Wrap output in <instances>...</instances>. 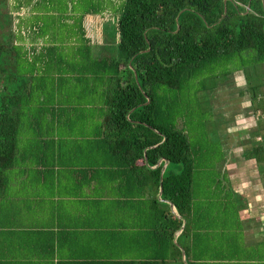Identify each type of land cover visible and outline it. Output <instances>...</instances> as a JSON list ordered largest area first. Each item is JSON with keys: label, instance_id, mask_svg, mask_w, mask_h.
<instances>
[{"label": "trees", "instance_id": "trees-1", "mask_svg": "<svg viewBox=\"0 0 264 264\" xmlns=\"http://www.w3.org/2000/svg\"><path fill=\"white\" fill-rule=\"evenodd\" d=\"M45 1L0 0V184L6 169L34 159L22 158L21 135L75 134L78 126V133H89L96 142V161L87 165L113 170L117 196L130 205L134 220L115 230L117 243L131 250L83 262L185 264L183 250L187 264H264V239L244 241L238 215L246 205L219 176L197 202L198 177L211 178L205 170L222 164L224 155L216 141L189 139V111L181 95L191 79L246 50L264 64V0H124L114 59L92 56L84 20L101 13L99 0H68L70 10L51 29L45 27L49 16L59 11ZM260 88L253 86L248 94L262 140L243 158L264 170ZM62 102L98 103L100 119L91 127L86 121L67 124L59 114L76 111L55 106ZM168 202L186 221L177 244L174 234L183 221Z\"/></svg>", "mask_w": 264, "mask_h": 264}, {"label": "crops", "instance_id": "crops-1", "mask_svg": "<svg viewBox=\"0 0 264 264\" xmlns=\"http://www.w3.org/2000/svg\"><path fill=\"white\" fill-rule=\"evenodd\" d=\"M55 106L74 108V113L59 114L67 124L73 120L83 125L86 121L91 127L100 119L98 103L62 102ZM243 106L247 112H238L237 120L225 123L226 137L222 134L220 139L222 164L205 168L211 178L198 177L197 202L204 201L208 185L219 176L222 186L246 205L238 221L244 241L253 245L264 239V170L254 159L243 158V153L262 135L250 101ZM47 117L51 118V113ZM74 129L75 134L20 136L22 158L33 155L34 159H22L6 169L0 184V264H95L83 260L131 250V246L117 243L115 234L121 225L134 222L130 205L117 196V180L110 174L113 170L87 165L96 161L97 154L92 151L96 142L89 133H78L80 127ZM233 156L242 162L234 161Z\"/></svg>", "mask_w": 264, "mask_h": 264}, {"label": "rangeland", "instance_id": "rangeland-1", "mask_svg": "<svg viewBox=\"0 0 264 264\" xmlns=\"http://www.w3.org/2000/svg\"><path fill=\"white\" fill-rule=\"evenodd\" d=\"M99 2L101 13L89 15L85 20V27L92 41V56L114 59L117 57L118 42L116 22L124 0H99ZM88 3L84 7L79 5V10L88 8ZM94 3L96 4L97 0ZM44 4L49 9L59 11L49 16L45 26L47 29L53 27L51 23H59L63 14L70 10L67 7L68 0H49ZM25 12L26 10L22 9L20 15ZM64 27L65 25L61 23L59 29L62 31ZM254 57L253 50L241 52L232 60L221 62L205 74L191 79L181 91L183 103L189 111L185 130L189 132L186 134L192 142L195 143L198 139L208 142L214 140L220 147L222 134L223 139L226 137L225 123L229 124L230 121L237 120L238 112H247V107L243 104L249 100L248 90L260 85V91L264 92V64L257 63ZM179 127H184L181 121ZM235 157L233 156L234 161H240L239 157Z\"/></svg>", "mask_w": 264, "mask_h": 264}, {"label": "water", "instance_id": "water-1", "mask_svg": "<svg viewBox=\"0 0 264 264\" xmlns=\"http://www.w3.org/2000/svg\"><path fill=\"white\" fill-rule=\"evenodd\" d=\"M226 1V0H225ZM248 8H249V6H247V10H248ZM226 13V9H224V14ZM179 29V26L177 27V30ZM163 159H160L159 161H158V163L156 164V166H158L159 164H160V162L162 161ZM167 163H168V161L167 160H164V164H163V166H162V168H161V172H160V186H159V192H158V198L160 199V196H161V193H162V190H163V186H162V178H163V172H164V170H165V167H166V165H167ZM154 168V167H153ZM163 201V200H162ZM169 203V205H170V208H171V210H172V212L179 218V219H182V221H183V224H182V226H181V228L175 233V238L177 237V235L182 231V229H183V227L185 226V223H186V221L181 217V216H179L178 214H177V212H176V210H175V207L173 206V204H171L170 202H168ZM175 241V240H174ZM175 244H177L176 243V241H175ZM182 251V260H183V262L185 263V264H187V261H186V257H185V253H184V251L183 250H181Z\"/></svg>", "mask_w": 264, "mask_h": 264}, {"label": "built area", "instance_id": "built-area-1", "mask_svg": "<svg viewBox=\"0 0 264 264\" xmlns=\"http://www.w3.org/2000/svg\"><path fill=\"white\" fill-rule=\"evenodd\" d=\"M260 96L264 98V94H261ZM257 140L258 141H261L262 140V137H258Z\"/></svg>", "mask_w": 264, "mask_h": 264}]
</instances>
